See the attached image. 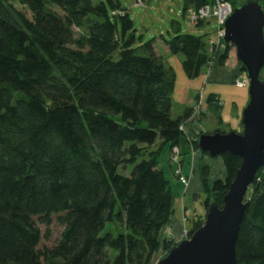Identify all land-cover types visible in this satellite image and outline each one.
I'll list each match as a JSON object with an SVG mask.
<instances>
[{
    "label": "trees",
    "instance_id": "trees-1",
    "mask_svg": "<svg viewBox=\"0 0 264 264\" xmlns=\"http://www.w3.org/2000/svg\"><path fill=\"white\" fill-rule=\"evenodd\" d=\"M75 28L85 33L76 37ZM165 44L182 56L188 78L213 58L192 34ZM174 77L154 40L137 44L117 0H0V264H153L161 245L166 253L175 246L159 239L175 193L158 158L178 146L183 161L198 147L181 130L194 108L171 114ZM206 105L221 122L220 98L209 94ZM220 157L223 179L211 181L209 166H198L202 194H215L206 195V210L221 206L241 164ZM129 165L130 175L118 172ZM245 200L237 264H264V166ZM53 219L60 236L42 249L38 224ZM204 219L196 215L188 236ZM108 224L116 234L104 232Z\"/></svg>",
    "mask_w": 264,
    "mask_h": 264
},
{
    "label": "water",
    "instance_id": "water-1",
    "mask_svg": "<svg viewBox=\"0 0 264 264\" xmlns=\"http://www.w3.org/2000/svg\"><path fill=\"white\" fill-rule=\"evenodd\" d=\"M223 42L232 45L240 70L249 79L241 112L243 129L202 133L194 140L209 157L230 153L240 157L241 164L221 206L210 204L203 224L156 264H237L235 244L247 207L245 195L264 166V6L259 0L233 7L224 23Z\"/></svg>",
    "mask_w": 264,
    "mask_h": 264
},
{
    "label": "rangeland",
    "instance_id": "rangeland-1",
    "mask_svg": "<svg viewBox=\"0 0 264 264\" xmlns=\"http://www.w3.org/2000/svg\"><path fill=\"white\" fill-rule=\"evenodd\" d=\"M93 1L96 2L100 0H93ZM101 1H105V0H101ZM117 1L119 2L122 8L127 10L128 15L133 22L135 35L137 37V44L139 45L144 44L150 40H154V45L156 49L157 47H160V49H162L163 47L162 45L165 44V41L172 39V37L176 35L177 32H179L181 34L187 33V34L195 35L197 37H202V39H204L206 43L208 53L211 54V56L213 57L212 60L218 59L219 58L218 55H220L219 53H221L225 49L224 44H222L223 46L222 45H219V47L216 46L214 49L211 50L210 47H208L207 45L208 39L214 36V33L217 29V24L213 19L210 20L209 22H205L199 25L190 24L187 15V9L194 5V2H192V0H117ZM184 10L186 12H184ZM58 12L60 13V11ZM74 33L75 36L78 37L80 34L85 33V30L83 29L79 30L75 28ZM70 47H74V45H70ZM114 58H116V55L114 56ZM212 60H210V62ZM227 62H229L230 65L233 63H237V59L235 57V50L233 47L232 49L229 50L228 56L225 59L224 63ZM261 78L264 80V69L261 72ZM241 89L247 90V88H241ZM177 104L178 102L175 101L174 102L175 107H177ZM206 106L207 105L205 103L204 96L202 94H197V98L193 104L194 110L192 115V117L196 115L198 117V120L201 119L200 120L201 126L198 132L196 133L197 137L202 133L212 134L214 132H217V130H219L218 132L221 133H227L232 130L237 132L242 131L243 128L241 124V115H240V120H238L237 123L234 122L233 120L231 121L232 126H235L234 123H236V129H235L230 124H228V122L223 123V120L219 122L211 113L207 111ZM235 109L240 110L239 107L236 108L234 107L232 110V117L234 111H236ZM187 121H189V119ZM186 122H184L182 125L184 132L188 133L185 130ZM186 137L188 138L189 142L192 143L193 139L191 138V136H186ZM158 143L159 142H157L154 146L158 145ZM171 149L172 147L170 148L169 151H171ZM169 151L167 147H164L161 150L158 158L159 160L158 166L164 171L166 177L170 180L172 190L174 191L175 195L177 194L174 201V212L172 214V217L177 218L178 216L181 215V205H182L181 200H183V204L186 206L184 210L188 211V213L186 214V219L188 216H190V214L191 217L193 215L196 217V215L206 214V208L204 206L206 195L209 197L211 201H213L215 199V194L211 193L210 191L207 192V194L205 193L202 194L201 183H200L201 191L195 196L192 193H190V194H186V196L183 197L182 189L188 185L190 179H192L191 177L195 172V166L198 169L199 163L201 161L209 166L211 181L216 178L223 179L225 176V169L221 157L211 158L209 157L208 154L205 155L206 153L203 154L199 149L195 150L191 146V150H190L191 153L189 154V158L186 157L184 162L181 161L180 159V164H181L180 175L187 180L186 184H183L180 182V178L176 174L177 166L169 161L168 158ZM140 160L141 159H139L138 161ZM132 168H133L132 165H129L126 168L119 167L118 172L120 174L128 176L130 175ZM184 210H183V214L185 215ZM38 225L42 233L40 247L43 249V248H49L52 245H54V243L58 240L60 236L62 226L55 219L52 220L49 226H45L40 223ZM188 227L190 228L191 224ZM109 229H111L113 233L116 234L117 229L113 224H108L104 232H106ZM185 232H187V230H183V232L180 233L179 239H177V241L172 240L173 243H175V245L180 241H182L183 239H185L186 236H188V234L186 235ZM160 241L162 243V239ZM167 253L165 252V250L161 245L157 251L156 258L153 264H156V260L159 261L160 259L164 258Z\"/></svg>",
    "mask_w": 264,
    "mask_h": 264
},
{
    "label": "crops",
    "instance_id": "crops-1",
    "mask_svg": "<svg viewBox=\"0 0 264 264\" xmlns=\"http://www.w3.org/2000/svg\"><path fill=\"white\" fill-rule=\"evenodd\" d=\"M162 46V49H160V47H157L156 51L159 55L162 56L165 65L173 69L175 76L174 87L172 91L171 111L173 117L182 114L185 108L193 107L197 94H202L204 96L205 103L209 94H216L220 98L222 104L221 117L223 123L228 122V124L232 126V120L236 123L238 122V120H240V115L242 112L241 110L244 108L248 100V93L247 90L234 86V79L241 71L238 62L231 65L229 62L220 64L219 60L215 59L204 66L197 77L188 78L182 67V56L180 54H171L166 44ZM175 101L178 102L177 107H175L174 105ZM234 107H239L240 110L235 109L236 111H234L233 113V118L232 110ZM192 115L189 118V121H185V130L188 132L185 133V135L191 136V138L194 140L195 138H197L196 133L201 126V119L198 120V117L196 115H194L193 117ZM236 123H234L235 126H232L235 129ZM154 147L156 146H153V148ZM191 178L192 179H190L188 185L182 189L183 197H185L186 194L190 193L195 196L201 191L200 176L196 166L195 172ZM181 202V215L177 218L171 217L170 223L164 226L160 231V240L167 237L174 241H177V239H179L180 233L183 232V230H187L188 232V226L192 224L195 216L193 215L191 217L190 214V216H188L189 218L187 217L185 221L183 210L186 206L183 204V200H181Z\"/></svg>",
    "mask_w": 264,
    "mask_h": 264
},
{
    "label": "built area",
    "instance_id": "built-area-1",
    "mask_svg": "<svg viewBox=\"0 0 264 264\" xmlns=\"http://www.w3.org/2000/svg\"><path fill=\"white\" fill-rule=\"evenodd\" d=\"M233 11V5L230 0H207L202 6L192 7L187 9V15L189 22L192 25H198L199 23L209 22L214 20L217 24V29L212 38H209L207 41L208 47L214 49L216 46L222 45L224 36V23L226 19L231 15ZM223 46V45H222ZM220 54V53H219ZM249 79L244 71H240L234 79V86L237 88H248ZM181 130L184 132L183 125H181ZM185 133V132H184ZM180 151L178 146H172V149L169 153V161L177 166L176 174L180 178V182L186 184L187 180L184 179L180 174ZM188 210V209H187ZM185 211L184 217L188 211ZM186 235L188 234L185 232ZM187 237V236H186Z\"/></svg>",
    "mask_w": 264,
    "mask_h": 264
},
{
    "label": "bare ground",
    "instance_id": "bare-ground-1",
    "mask_svg": "<svg viewBox=\"0 0 264 264\" xmlns=\"http://www.w3.org/2000/svg\"><path fill=\"white\" fill-rule=\"evenodd\" d=\"M184 220H186V217H184ZM158 262V260H156V263Z\"/></svg>",
    "mask_w": 264,
    "mask_h": 264
}]
</instances>
